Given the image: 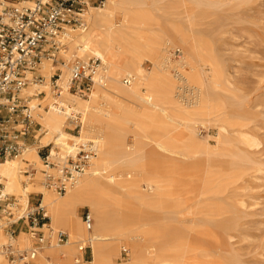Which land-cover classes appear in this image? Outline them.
<instances>
[{
  "label": "bare ground",
  "instance_id": "obj_1",
  "mask_svg": "<svg viewBox=\"0 0 264 264\" xmlns=\"http://www.w3.org/2000/svg\"><path fill=\"white\" fill-rule=\"evenodd\" d=\"M223 2L89 3L84 15L87 28L68 30L57 63L51 58L42 61L37 73L44 82L38 83L34 73L28 74L31 81L24 89V95L30 97L27 112L40 123L39 142L52 146L50 159L56 165L44 164L39 147L33 144L21 155L0 163V182L3 194L21 202L23 210L33 193L42 195L52 234L34 264L236 262L234 257L210 260V249L189 242L169 225L182 216L194 215L196 207L190 202L218 196L227 182L193 163L198 155L214 154L198 137L199 126L214 122L222 136L239 124L226 116L234 103L217 91L231 89L214 53L213 38L202 28L206 8ZM17 5L31 7L33 1L22 0ZM92 57L99 58L101 64L93 87L81 97L68 87L73 63ZM58 68L57 81L63 90L56 97L52 76ZM40 93H45L42 98ZM73 118L79 124L77 134L67 129ZM241 137L250 147L257 144L248 134ZM80 144L94 154L61 193L48 184L47 175L65 182L62 167L68 157H76L82 150ZM234 156L240 162H251L246 153ZM30 165L36 173L25 174ZM83 207L89 208L93 218L91 230L80 213ZM209 211L213 216L221 214L217 206ZM26 228L13 238L0 232V247L9 242L6 237L23 249L34 247ZM58 230L69 234L67 243L56 241ZM86 245L91 248L90 260L80 250ZM123 248L129 250L128 258L118 262ZM0 264H9L1 251Z\"/></svg>",
  "mask_w": 264,
  "mask_h": 264
},
{
  "label": "rangeland",
  "instance_id": "obj_2",
  "mask_svg": "<svg viewBox=\"0 0 264 264\" xmlns=\"http://www.w3.org/2000/svg\"><path fill=\"white\" fill-rule=\"evenodd\" d=\"M223 1V4L206 8L202 28L213 38L214 53L223 78L227 80L226 85L231 89V92L217 91L222 98L231 97L234 103L233 108H228L226 116L237 119L239 124L222 136L214 122L199 126L198 137L204 147L214 154L198 155L193 163L203 171L227 179V182L218 196L208 195L191 201L196 207L194 215L182 216L169 225L189 242L210 249V260L221 262L234 257V264H264V0ZM89 3L99 6L96 0ZM145 66L150 65L145 63ZM60 72L59 68L56 69L53 82L59 78ZM40 77L38 83L44 82L42 75ZM67 129L73 134L78 133L74 125H69ZM243 133L255 138L257 144L250 147L243 143ZM40 136L33 143L38 147L44 146L39 142ZM218 138H221L220 144ZM217 147L220 150L216 151ZM42 151L39 154L41 157L51 155L52 146H45ZM237 152L248 154L251 162H240L234 156ZM34 168L30 165L27 170L36 173ZM41 197L40 193H33L31 205H35ZM215 206L221 209V214L217 216L209 211ZM11 209L14 211L16 207ZM86 211H89L88 207L80 209L82 217ZM8 220V217L2 218L4 225ZM44 230L48 236L50 231ZM17 247L23 249L20 245ZM128 254L129 250L121 249L117 261L125 262ZM5 257L9 264H15ZM85 259H91L90 250Z\"/></svg>",
  "mask_w": 264,
  "mask_h": 264
},
{
  "label": "built area",
  "instance_id": "obj_3",
  "mask_svg": "<svg viewBox=\"0 0 264 264\" xmlns=\"http://www.w3.org/2000/svg\"><path fill=\"white\" fill-rule=\"evenodd\" d=\"M20 1L22 0H0V163L21 155L41 135H37L41 129L40 123L27 112L30 108V97L24 95V89L31 81L28 74L34 73V80L39 82L41 75L37 71L42 61L46 58L56 61L65 46L68 30L87 28L84 15L89 1L92 0H31L33 6L17 7ZM96 1L99 5L104 3V0ZM100 64L101 61L97 57L88 61L76 60L73 63L69 90L78 95H87L95 83L94 78ZM57 80L52 81L53 91L59 96L63 87L58 85ZM42 94L44 93L39 96ZM69 121L74 128H79L75 118ZM44 147L39 146V154L43 152ZM80 147L82 150L76 157H68L67 164L62 167L65 182L60 177L47 175L48 184L55 185L61 193L66 191V182H74L84 171L89 157L94 154L91 149L86 150L83 145ZM50 156L43 155L41 159L44 164L54 167L56 164L51 162ZM26 174L34 173L27 170ZM2 188L3 184L0 182V232L3 231L12 238L16 237L18 234L13 227L22 223L29 227L35 246L19 249L9 240L7 244L1 245L0 251L11 263L33 264L39 250L49 243V234H52L50 217L42 205V197L35 205H31L29 201L23 210V205L12 196L6 197ZM10 204L13 208L16 207L14 211L9 207ZM3 217L9 219L6 225L2 222ZM83 220L91 230L93 218L89 211L84 213ZM44 229L50 231L48 236ZM55 238L58 243L64 244L68 242L69 234L58 230L55 232ZM80 250L84 251L85 258L91 248L89 245L80 246Z\"/></svg>",
  "mask_w": 264,
  "mask_h": 264
},
{
  "label": "crops",
  "instance_id": "obj_4",
  "mask_svg": "<svg viewBox=\"0 0 264 264\" xmlns=\"http://www.w3.org/2000/svg\"><path fill=\"white\" fill-rule=\"evenodd\" d=\"M23 228H26V226L25 225H16V226H14L13 227V229H15L16 230V232H17V234L19 235V233L21 232V229H23ZM27 229V228H26ZM34 264V263H33Z\"/></svg>",
  "mask_w": 264,
  "mask_h": 264
}]
</instances>
